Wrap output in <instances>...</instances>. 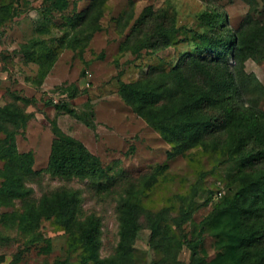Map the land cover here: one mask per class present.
<instances>
[{
  "label": "trees",
  "instance_id": "trees-1",
  "mask_svg": "<svg viewBox=\"0 0 264 264\" xmlns=\"http://www.w3.org/2000/svg\"><path fill=\"white\" fill-rule=\"evenodd\" d=\"M42 1L43 19L37 31L48 29L54 12L63 13L69 27H65L58 42L61 47L82 52L93 33L101 28L107 0H90L83 9H74L70 14L65 10L71 1L75 8L76 0ZM244 1L249 10L237 27L225 23V12L218 5L202 9L197 18L205 29L191 28L193 47L179 54L168 68L164 61L151 64L142 78L124 81L120 88L124 102L171 143L170 156L200 147L224 163H237L227 179L228 184L237 186L232 193L222 195L189 230H184L182 224L190 221L194 201L192 196L189 200L182 196L180 210L172 217L181 234H171L164 224L171 217L169 209L145 206V198L157 181L158 168L163 169L159 165L136 182L121 184L122 187L119 184L118 240L111 253L101 255L102 218L96 213L82 215L79 188L62 184L38 197L32 195L33 187L27 182L40 178L41 172L33 169V153L20 151L16 144V134L30 116L23 105L29 99L11 92V100L0 105V207L14 206L16 200L20 204L2 211L0 223L16 227L27 236V245L44 239L39 229L42 219L59 226L70 237L69 251H79L74 261L69 252L52 264H136L134 241L144 223L151 230V244L161 253L156 264H264V108L259 106L264 85L244 65L247 58L264 59V21L253 14L259 6L264 7V0ZM27 2L0 0V27L18 16ZM134 24L123 48L136 54L144 49L153 54L173 44L185 28L166 8L153 9L150 5L145 6ZM19 48L27 60L38 54L40 79L58 53L37 36L21 42ZM55 106L90 123L64 102ZM50 122L54 137L46 170L52 176L66 181L87 179L100 188L115 180L96 153L64 132L54 119ZM208 172L200 170L191 194L197 193L198 184ZM204 232L214 237L217 247L209 260L198 254ZM183 245L191 250L189 263L178 258ZM22 251L16 253L15 259H20Z\"/></svg>",
  "mask_w": 264,
  "mask_h": 264
},
{
  "label": "rangeland",
  "instance_id": "rangeland-1",
  "mask_svg": "<svg viewBox=\"0 0 264 264\" xmlns=\"http://www.w3.org/2000/svg\"><path fill=\"white\" fill-rule=\"evenodd\" d=\"M27 1L18 16L0 27V105L11 100V92L29 99L22 102L30 116L26 125L19 128L16 144L20 151L33 153V169L41 172L40 178L27 182L33 187L32 195L38 197L62 184L79 188L82 215L96 213L102 218L100 252L107 255L118 240L116 205L121 184L136 182L163 165V169L158 168L157 181L145 198V206L151 209L166 206L171 217L164 224L171 234L176 235L181 234V229L172 217L180 210L182 196L188 200L192 196L194 201L190 221L182 224L184 230H189L222 195L236 189L237 186L228 184L227 179L237 168V163H224L200 147L170 156L171 143L124 102L120 88L124 81L142 78L151 64L164 61L168 68L170 63L177 61L179 54L193 47L191 28L205 29L197 18L205 7L218 5L225 12V23L237 27L249 10L244 0H107L100 18L101 28L93 33L82 52L61 47L58 42L65 27H69L63 13L54 12L52 20L47 23L48 29L37 31L43 19V1ZM76 1L75 8L73 1L69 3L66 14L74 9H83L90 0ZM147 5L153 9L166 8L169 14L176 15L178 25L185 28L178 33L173 44L153 54L145 49L136 54L123 48V42ZM253 14L264 21V7L259 6ZM35 36L58 50L52 66L41 79L38 74L40 63L36 60L38 54L27 60L19 48L21 42ZM244 65L246 71L253 72L264 85V59L247 58ZM60 102L76 109L90 123L58 109L55 104ZM259 106L264 108V94ZM51 119L101 158L102 163L109 167L108 174L115 179L110 185L100 188L97 183L90 184L87 179L78 178L66 181L46 170L54 137ZM200 170L209 172L193 195L191 187ZM19 204L16 200L14 206H1L0 213L17 208ZM39 229L44 239L27 245V236L16 227L0 223V237L9 238L7 241L0 239V256H3L0 264H52L55 259L69 255L70 237L65 231L49 219H42ZM134 247L136 264H156L161 255L159 249L151 244V230L145 223L137 232ZM20 249L23 251L17 260L15 255ZM78 251L70 252L73 261ZM216 251L214 237L204 232L198 254L209 260ZM178 258L190 262L191 250L187 245L179 250Z\"/></svg>",
  "mask_w": 264,
  "mask_h": 264
}]
</instances>
